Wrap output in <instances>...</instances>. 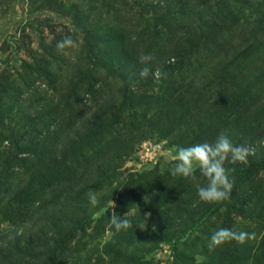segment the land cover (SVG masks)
Instances as JSON below:
<instances>
[{
    "label": "rangeland",
    "instance_id": "rangeland-1",
    "mask_svg": "<svg viewBox=\"0 0 264 264\" xmlns=\"http://www.w3.org/2000/svg\"><path fill=\"white\" fill-rule=\"evenodd\" d=\"M109 26L127 29L135 36V32L144 33V37H140V55L150 54L158 59L156 62L153 59L147 65L151 71L146 79L134 76L136 67L132 64L127 66L128 70H121L119 66L114 67L111 56L101 58L100 35L108 31ZM227 26L233 29L232 32L222 30ZM157 34L161 36L159 41L164 39L165 42L164 48L159 53L157 48L154 49L150 45L151 39ZM68 36L76 41L77 46L65 49L61 53L57 50L56 44ZM250 43L255 44L257 51V55L253 56L254 63L247 69L237 70L232 67L227 70L242 51L250 52L248 50ZM90 44L96 47L93 51L89 48ZM204 46H213L216 52L211 56L214 58L213 62L201 68L197 65L196 59ZM133 55L139 57L136 52ZM179 56L183 59V63H180L182 60L178 61ZM165 64L175 66L170 68L167 65L164 66ZM142 65L145 67L144 64ZM129 68L133 72H129ZM164 68L167 71V79L176 81L169 97L166 96L168 81L163 78L157 80L153 75L158 69L165 72ZM246 71L249 76L258 74L260 86L264 80V0H208L206 2L203 0H0V128L6 130L9 123L13 124L14 119L21 120V123L27 120L25 122L27 125L29 121L39 124L36 116L40 117L38 99L41 96L43 99L40 103L43 110L44 105H49L51 102L56 104L60 112L67 99L71 100L80 94L84 98V113L92 118H78V116L70 119V113L65 108L61 114L64 122L60 119V122L64 123L62 127L65 134L62 129H59L61 140L58 144L56 140L54 144V146L58 145V148L55 150L53 147L55 151L49 152H53L52 155L61 154L63 150L69 153L72 140L76 138L75 135L84 137L85 134L96 131H90L91 124H88V128L85 129L84 120H96L100 116L98 119L101 118L103 122L99 127L104 130L107 114L111 116L112 111L119 108V115L127 119L130 103L133 104L136 97L141 98V94L145 91L156 97L164 91L167 98L164 108L166 114L158 116L157 128L168 129L165 130L168 134L157 136L156 133L155 136L141 143L135 142L133 151L117 159L118 173L111 177L104 176L103 180L99 181L101 187L96 186V183L92 186L96 187L88 186L84 192V207H87L90 212L85 215L92 217L93 223L86 226L84 230H75L76 238L81 241L77 246L73 243V246L75 245L73 252L83 257L84 264L97 262L117 264L121 260V255L124 259L121 263L131 264V258L142 257L137 250L133 249L138 238L137 234L131 235L134 232V226L117 232L110 218L105 222L104 215L107 214V210L120 217L130 212L128 219L131 225L141 222L149 223L148 227L156 231L176 225L175 217L180 211H185L179 210V207L186 201L191 188L181 191L180 184L186 179L173 177L170 174L179 147L214 142L216 137L224 132L233 143H238L239 146H243L239 138H251V143L244 146L255 151L254 155L248 156V162L254 161L255 159L252 158H256L258 154L261 155L264 151L259 150L264 149V145L261 144L264 141V125L253 123L251 119L259 103L263 102L264 95L260 96L261 94L256 93L257 99L254 100V105L251 108L241 106L240 113L230 111L232 104L225 110L226 115L228 113L227 119L223 112L220 122L217 118L209 120L211 117L208 111L222 110V106H217L220 99L224 104L230 98L227 91L221 95L218 94V87L223 84L219 79L221 77L227 79L228 72L238 74L239 84L230 85L239 95L241 86H244L243 81L248 76L244 73ZM38 75L40 77L37 79ZM32 79L35 80L34 83L29 82L33 81ZM130 82L134 87L130 85ZM35 86H38V89L34 90ZM216 96L220 98L216 99ZM126 97L129 98L127 101ZM15 99H18L20 103L12 105V112L8 115L11 116L10 120L7 116V108ZM173 101L175 107L170 108L169 104ZM195 116L201 117L203 121L199 122L201 125H195L194 129L202 131L207 128L206 133L212 136L213 141L201 138L192 143L190 138L181 137L183 131L194 122ZM180 117H184V120L180 121L178 126L176 121ZM112 119H114L113 116ZM45 128L46 126L43 127L46 131ZM56 128L57 125L52 124L50 131ZM235 131L239 132L238 139L229 136ZM35 133L36 131L22 126L16 133L19 138L15 135L18 139L15 146L11 145L9 140L0 142V185L3 187L0 189V197L5 193L4 188H9V193L0 203L1 208H8L0 213V227L16 231L23 229L28 231L31 237H37L40 233L39 229L47 224L50 218H54L55 221L65 220L67 211H64L63 216L61 211L58 210L59 213H57L54 210L55 207L48 210L54 205L47 206V199L44 197H38L35 202L30 200V203L18 206L22 192L28 193L34 186L40 187L38 185L40 178L34 172L35 160L30 151L23 150L24 147L21 146L22 142L30 141ZM62 135L68 138L62 139ZM76 140H80L79 137ZM21 159H25L26 163H21ZM10 163H13L10 166V169L13 168L15 171L13 175L3 170V165ZM261 163H264V160ZM33 165L34 168H32ZM243 165L247 166L248 163ZM226 167L231 168L232 165L227 164ZM143 171H151L156 176L169 174L168 181L174 189L173 195L168 193L164 203H155V206L147 205L148 201L151 202L150 198L154 192L135 199L130 208L118 209L115 199L107 201V205L102 207L100 202L95 206L90 203L88 196L90 191L94 192L96 197L107 196L110 188L119 186L120 182L129 175H136ZM197 176L199 181L204 179L200 177L199 172ZM262 176H264V169L255 177ZM261 179L247 183V190L257 194L254 198L257 201L255 206L263 209L264 192L261 193V190L264 188V177ZM226 209L224 207L222 210L226 211ZM237 209L239 207L234 206V210L230 212L234 218H238V215H234L238 213ZM98 219H101L100 225L104 222L99 229L95 227L96 222H99ZM216 219L214 215L212 220ZM219 226L221 225L217 223L214 227H209L211 231L208 232L204 223H201L199 228L191 233L193 235L189 243L194 246L190 248L184 243V241L188 242V231L185 232V236L180 237L183 241L175 248H172L169 242H165L162 234L154 238L144 235L146 248L152 246V241L153 245L157 243L160 246L147 258L157 256L163 260L162 264H174V261L176 264H210L208 255L200 251L203 249L208 253L209 250L204 248V243L198 241L195 236L199 232L206 237L207 233L213 234ZM117 253H119L118 256ZM208 254L210 255V252ZM142 258L144 259V256Z\"/></svg>",
    "mask_w": 264,
    "mask_h": 264
},
{
    "label": "trees",
    "instance_id": "trees-1",
    "mask_svg": "<svg viewBox=\"0 0 264 264\" xmlns=\"http://www.w3.org/2000/svg\"><path fill=\"white\" fill-rule=\"evenodd\" d=\"M206 1L208 0H203V2ZM230 28L231 27L227 26L224 29L222 28V30L232 32L233 29ZM135 34L136 36L132 31L127 29L110 27L108 31L100 35V42L102 43V51L100 54H102L101 58L111 56L114 67L119 66L121 70H128L127 66H131L132 64L133 67H136V74H134V76L137 77L143 68L139 57L141 51L140 37H144V33L135 32ZM160 37L161 36L157 34L150 41L151 47L154 49L157 48L158 53L165 45L164 39L163 41H159ZM249 46L248 50H250V52L242 51L241 55L233 60L232 65L228 67L227 70L232 67L237 68V70L247 69L254 63L253 56L257 55L255 44L250 43ZM239 47H241V45H239ZM89 48L93 51L96 47L90 44ZM134 52H136L139 57L133 55ZM215 52L216 49L213 46H204L202 51L197 55V65L204 68L208 64H211L214 60L211 56ZM181 56H179L178 61L182 60L180 63H183ZM154 60L156 62L158 59L154 58ZM166 65L167 64L164 66ZM174 66L172 65L169 67L174 68ZM129 69V72H131V68ZM165 72L167 73L166 70ZM244 73L248 74V71ZM227 76V79H223V77L219 79L220 83L223 84L221 87H218V94L221 95L223 92L227 91L226 93L230 96L229 101L227 99V102L223 104V100L220 99L217 106H222L223 109L215 111L209 110V117H211L209 120L217 118L220 122L222 113L232 104L230 111L240 113L241 106L251 108L254 105V100L257 99L255 97L256 93L261 94L260 96L264 95V80H262L259 86L258 74H255L254 76H249L248 74L247 78L243 81L244 86H241V94L239 93V95H237V91L230 85L239 84L238 74L228 72ZM39 77L40 76L38 75L36 78L38 79ZM32 80L33 81L29 82L34 83L35 80ZM165 80L168 81L166 86V96L169 97L171 91L174 90V82L176 81H172L171 78ZM35 89H38V86H35L34 90ZM127 97L126 101L129 99ZM140 97L141 98L136 97L133 104L130 103L131 106L127 119L122 118L119 115V108L116 109V111H112L111 116L110 114H107L104 130H101L99 127L103 122L101 118L98 119L100 116H98L96 120H84L85 129L88 128V124H91L90 131L96 130L97 132L95 131L93 133L85 134L84 137L78 134L75 135V137H79L80 140H76V138L72 140L69 153H66L67 151L63 150L61 154L55 153L52 155L58 148V145L54 146L56 140L57 144L61 140L59 129H62V132L65 134L62 127L64 123L60 122V119L64 122L63 115L61 114L65 111V108H67V111L70 113V119H75L78 116V118H92L89 117L90 115H87V113H84V98L81 97L80 94L71 100L67 99L64 108L60 112L58 111L56 104L54 105L51 102H49V105L45 104L43 110L42 104L40 103L43 99L41 96V98L38 99V115L40 117L36 116V120L39 124H33L29 121V125H27L25 124L27 120L25 122L22 121L21 123V120L14 119L13 124L9 123L6 130L0 128V142L2 140H9L13 146L16 145V141L18 140L16 136L19 138L16 133L22 128V126L31 129L32 131H36L33 138L28 142H22L21 146L24 147L23 150H29L32 158L35 160L34 164L36 167L34 172H36L35 175L40 178V181L38 182L40 187L37 188L34 186L28 193L22 192L18 206L30 203V200L35 202V199L38 197H44L47 199V206L54 205L53 207H49L48 210L50 208L54 209L55 207L54 210L57 213H59L58 210L61 211L63 216L64 211L67 210L65 212V218L68 220L59 219L55 221L54 218H50L49 221H47V224L39 229L40 233L37 237H31L29 232L23 229L16 231L0 227V264H84L83 257L74 253L73 247L75 245L77 246L81 241L76 238L75 230H84L90 223H93L91 220L92 217L85 215L86 213H90L88 208L84 207V192L87 187L94 188L100 186L99 181H102L104 176L111 177L118 173L119 164L116 163L117 159L122 158L121 156L127 155V153L133 151L135 142L141 143L143 140L155 136L156 133L157 136L168 134V131H165L168 129L164 128V130H159V128H157L158 116L160 117L161 115L163 116L166 114L164 108L166 106L167 98H165L164 91L157 97L155 95H149L148 91H145ZM217 98H220V96H216V99ZM14 103L20 102L18 99H15L10 103L7 108V116L11 114L12 105ZM259 104L260 105L251 121L263 126L264 98L263 102ZM169 107H175V102L173 101L169 104ZM138 111H140V113H138ZM112 116L114 119H112ZM225 117L226 119L228 118V113L226 115V112ZM8 118L11 120V116H8ZM243 118L244 117H242V119ZM179 119L176 121L178 126L180 125V121L184 120V117H180ZM186 120L187 118L184 123ZM200 121H203L201 120V117L199 118L198 116H195V123L192 122L187 129L188 131L184 130L181 137H186L187 139L190 138L192 143L201 138L212 140V136L206 133V131H208L207 128H204L202 131L197 130V128L194 129L195 125H201L199 123ZM52 124L57 125V128L54 131H50ZM44 126H46V131L43 129ZM159 131H161V133H159ZM229 136L238 139L239 132L235 131ZM64 138L68 137L62 135V139ZM240 140L242 141L243 146L247 143H251V138H239V141ZM234 144L238 145V143ZM18 145L20 146V144ZM51 150L53 152L49 153ZM257 156L256 158H252L253 156L250 157V159L252 158L255 160L252 162L249 161L247 166H244L241 163L232 165L231 168H235V172L232 173L234 177V187L231 193V198L228 201L218 204L201 201L198 197L195 183L191 180H186L184 183L182 182V184H180L182 188L181 191L188 190L189 187L191 188L186 201L179 207V210L185 211H180L175 217L176 225L174 227L167 226L163 227L164 230L156 231L155 229H150L148 227L149 223L141 222L137 225H132L134 226V232L131 235H138L137 243L133 246V249L137 250L142 257L144 256V259L142 257L137 259L131 258V264H162L163 262V260L157 256L147 258L148 255L156 252L160 246L157 243L153 245L152 241V246L146 248L144 244V235L154 238L157 235L162 234L165 242H169V245L172 248H175L178 243H182L183 241L180 240V237L185 236V232L188 231V242L184 241V243L190 248L194 246L189 243V239H191L193 235L191 233L197 230L201 223H204L208 232L211 231L209 227H214L215 224L219 223L221 225L219 228H229L237 232L244 231L255 233V239L248 240L243 245L234 241L226 243L215 248L214 251H209L210 255L208 254L209 252L207 253L201 249L200 251L208 255V261L210 264H218L219 262L220 264H264V219H262L264 215V207L263 209L256 207L255 202L257 201L254 200V198L257 194L254 191L248 192L247 190V183L256 179L262 180L261 178L264 177H255L264 169V163H261V161L264 160V151L261 152V155H259L258 158ZM22 162L26 163L25 159H21V163ZM13 163L3 165V170L12 173L11 175L15 174L14 169H10V166ZM32 168H34V165ZM167 175L168 176L165 174H159L156 176V174H152L151 171H143L136 175L131 174L123 179L119 186L110 188V192L107 193V196L101 195L98 196L97 199L100 202L101 207L107 205V201H113L115 199L117 204L116 207H118V209L121 207L130 208L134 204L135 199L143 198L146 194L154 192L150 198L151 202L148 201L147 205L152 204L155 206V203L159 204V202L162 204L168 197V193L173 195L174 190L169 185V174ZM203 181L205 180L203 179L199 182L203 183ZM96 183L97 185L92 187ZM254 184L260 186L258 183ZM0 189H3L1 185ZM4 189L5 193L0 197V203L4 196L9 193V188ZM114 189H116V191ZM262 192H264V188L261 190V193ZM262 199L264 200V197H262ZM234 206L239 207V209H237L238 213L234 214L236 216L238 215V218L231 216L230 212L234 210ZM224 207L227 208L226 211L222 210ZM4 208L8 210V208ZM5 209L0 207V213L4 212ZM106 212L107 214L104 215L106 219L105 222H107L112 215L110 210H107ZM214 215L217 217L216 220H212ZM98 221L99 222H96L95 224L97 229L104 224V222H102L103 224L100 225L101 219H98ZM211 221L213 223L210 224ZM204 235L205 234L201 235L198 232V235H196L195 238L198 241H202V243H204L203 247L209 250L208 244L212 234L207 233L206 237H204ZM73 243H75L74 246ZM116 255L118 256L119 253ZM120 257L121 260L117 264H126L127 262L121 263L124 259L122 255ZM99 263L100 262H97L96 264ZM174 264H176L175 261Z\"/></svg>",
    "mask_w": 264,
    "mask_h": 264
},
{
    "label": "clouds",
    "instance_id": "clouds-1",
    "mask_svg": "<svg viewBox=\"0 0 264 264\" xmlns=\"http://www.w3.org/2000/svg\"><path fill=\"white\" fill-rule=\"evenodd\" d=\"M76 46V41L71 36L65 37L56 44L57 50L61 53L65 49L75 48ZM153 59L154 57L150 54L142 53L140 55V63L145 65L139 72V76L142 79H146L149 76L151 70L147 65ZM153 75L157 80L161 78L167 79V73L159 69ZM130 85L134 87L131 82ZM261 144L264 145V141ZM254 154V149L235 145L226 133L221 132L214 142H203L188 147H179L174 157L175 163L170 169V174L173 177H182L193 181L201 201L221 203L231 198L234 187L232 173L235 172V168H229L226 165L246 164L248 163V156ZM198 172L206 183L199 182ZM88 196L93 206L99 203L94 192L90 191ZM129 215L130 212L120 217L113 212L110 221L117 232L132 227L131 221L128 219ZM252 239H255V233L237 232L229 228H219L211 235L208 248L211 252L226 243L234 241L243 245L246 241Z\"/></svg>",
    "mask_w": 264,
    "mask_h": 264
}]
</instances>
